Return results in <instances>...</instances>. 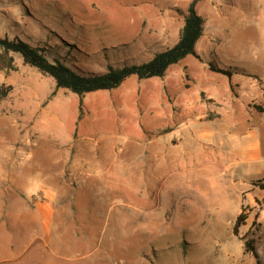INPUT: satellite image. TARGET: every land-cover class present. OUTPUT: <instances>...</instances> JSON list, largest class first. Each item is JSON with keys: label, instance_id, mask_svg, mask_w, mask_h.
I'll list each match as a JSON object with an SVG mask.
<instances>
[{"label": "rangeland", "instance_id": "obj_1", "mask_svg": "<svg viewBox=\"0 0 264 264\" xmlns=\"http://www.w3.org/2000/svg\"><path fill=\"white\" fill-rule=\"evenodd\" d=\"M190 1L0 0V37L52 51L59 45L62 55L74 43L76 65L104 71L109 63L145 61L156 45L171 44L181 23L176 9ZM162 19L172 27L168 39L159 32ZM178 65L162 79L179 78ZM15 66L0 72V85L9 88L0 100V161H29L32 166L22 170L30 176L40 166L50 174L52 192L38 199L14 187L12 196V169L0 165V244H12L0 251V264H264V194L252 181L238 184L236 194L228 190L227 177L218 175L219 192L212 196L208 180L197 190L180 179L169 190L166 169L144 166L157 158L142 152L134 131L154 109L158 80L129 77L113 91L84 95L79 111L76 95L57 89L18 54ZM139 126L140 142L155 139L146 135L145 123ZM160 133L163 139L153 142L159 153L166 143L176 150L194 143L190 134ZM79 166L90 174L78 177ZM115 172L125 177L119 180ZM43 202L55 213L45 234L31 222L41 217L27 209ZM240 212L246 220L234 234ZM245 241L255 254L244 252Z\"/></svg>", "mask_w": 264, "mask_h": 264}, {"label": "crops", "instance_id": "obj_2", "mask_svg": "<svg viewBox=\"0 0 264 264\" xmlns=\"http://www.w3.org/2000/svg\"><path fill=\"white\" fill-rule=\"evenodd\" d=\"M199 3L200 10L196 11L204 19L202 35L195 44L199 59L188 55L178 62L181 65L179 78L162 79L166 75L151 78L158 80L155 82L157 90L151 98L154 109L141 116L134 135L142 152H151L157 158V161L145 160L144 166L166 169L169 190H173L180 179L188 180L197 190L208 180V188L214 196L219 192L216 177L223 175L230 183L228 190L233 189L239 194L238 184L264 177V111L254 108V105L264 107V0H200ZM162 23L165 25L159 27L160 35L168 39L172 27L168 20H160L159 25ZM181 26L182 18L171 44L156 45L152 55L160 47L173 46ZM209 63L221 69L235 70L227 77L212 72ZM174 65L167 70L179 68ZM140 123H145L146 135L149 133L155 139L148 143L147 139L139 141L142 135ZM163 130L164 134L175 130L180 135L190 134L194 143L177 150L166 143L159 153L160 149L153 142L163 139L164 135L160 133ZM118 135L125 136V132ZM0 165L12 169L10 188L7 189L12 196L16 187L30 194L36 193L38 199L51 198L52 190L47 186L50 174L45 169L38 166L30 176L22 170L32 166L29 161L14 163L1 159ZM52 167L59 175L60 166L54 163ZM79 167L82 175L78 174V177H84V171L90 172L88 167ZM14 168L19 170L15 172ZM75 168L70 166L72 176H75ZM123 169L126 172L125 166ZM124 177L118 175L119 180ZM27 209L32 215L41 217L31 222L44 234L54 225V210L45 202L32 210ZM19 210L24 211L23 208ZM10 247L11 243H1L0 251Z\"/></svg>", "mask_w": 264, "mask_h": 264}, {"label": "trees", "instance_id": "obj_3", "mask_svg": "<svg viewBox=\"0 0 264 264\" xmlns=\"http://www.w3.org/2000/svg\"><path fill=\"white\" fill-rule=\"evenodd\" d=\"M200 0H191L187 7L176 9L182 18V26L178 33V40L170 48L154 53L149 59L139 63H123L115 65L109 63L104 71H87L76 65L71 55L74 50V43H67L69 50L60 54L54 50L47 49L40 45H32L18 37H0V71L9 73L15 71V54L20 56L23 64L37 69L41 74L46 75L54 81L57 89H65L78 97V110L82 108V98L86 94L111 91L118 88L127 78L134 76L138 80L161 78L167 69L177 64L186 56L191 55L197 59L199 56L195 51V44L203 32L204 19L196 11V4ZM55 45V44H54ZM56 46V45H55ZM212 72L230 77L231 68L221 69L213 63H209ZM8 87L0 85V100L7 95ZM256 111L263 112L264 107L254 105ZM251 185L264 194V177L253 180ZM245 215L240 212L233 224V232L244 224ZM244 252H254L250 242L245 241Z\"/></svg>", "mask_w": 264, "mask_h": 264}]
</instances>
